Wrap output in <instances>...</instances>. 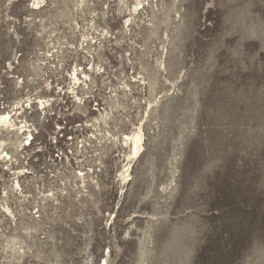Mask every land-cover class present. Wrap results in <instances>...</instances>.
Returning a JSON list of instances; mask_svg holds the SVG:
<instances>
[{
	"label": "rangeland",
	"instance_id": "obj_1",
	"mask_svg": "<svg viewBox=\"0 0 264 264\" xmlns=\"http://www.w3.org/2000/svg\"><path fill=\"white\" fill-rule=\"evenodd\" d=\"M136 1L0 0V264H264V0Z\"/></svg>",
	"mask_w": 264,
	"mask_h": 264
},
{
	"label": "bare ground",
	"instance_id": "obj_2",
	"mask_svg": "<svg viewBox=\"0 0 264 264\" xmlns=\"http://www.w3.org/2000/svg\"><path fill=\"white\" fill-rule=\"evenodd\" d=\"M121 1H123V3L126 4L125 2L126 0H121ZM136 2H138V4H141L140 0H137ZM134 10L135 11L138 10V8L135 5L133 8V11H129V15L134 13L135 12ZM128 19L130 18H127L126 20ZM69 76L72 81L71 83H73L71 90L73 94L75 93L74 96H75L76 101L78 103H81L83 101V98L78 96L77 92L74 91V89H76V87L82 83L85 85L87 81L91 82L93 79L90 76V74L86 72V70L77 68V66L74 67L72 73H69ZM132 81H136V79L134 78L132 79ZM87 89H90V88L87 86ZM40 99L37 100L38 106L41 110L45 111L47 106L49 105V101L40 100ZM153 102L154 100H148V106L150 107ZM15 114L10 113V111L4 112L2 113L1 118H0V129L2 131L4 130L6 133L5 136L0 137V162L3 163L7 171H11L16 176V178H14L15 181L11 185V189L14 188L13 190L16 191V189H20V183H19L18 177L19 175L22 174L23 168L21 167L19 169V168L14 167V163L12 161L15 159L14 154L18 153L19 152L18 150L21 149L20 147H21L22 141L26 140L25 145H28L30 143V140L32 139V131H31L32 128H31V125H29L25 119H20L19 115H17L18 116L17 117L15 116ZM135 129L137 130H134L131 133L124 135V138L121 141V143L124 142L125 144H128L129 154L133 155L134 157L140 153V150L142 149V140H143V133L141 130L142 128L140 126H137ZM11 135H13V137ZM6 144L7 145L9 144V146H13L14 154H10L8 151H6V148H5ZM128 170L129 168L127 165L126 169H124V173L127 172V175H124L123 179L124 178L126 179L127 176H129ZM5 208L8 212H10V209L8 208V206H5ZM104 264H106L105 260H104Z\"/></svg>",
	"mask_w": 264,
	"mask_h": 264
}]
</instances>
